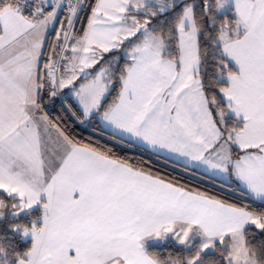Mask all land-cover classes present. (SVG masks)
Returning a JSON list of instances; mask_svg holds the SVG:
<instances>
[{"label":"snow or ice","instance_id":"1","mask_svg":"<svg viewBox=\"0 0 264 264\" xmlns=\"http://www.w3.org/2000/svg\"><path fill=\"white\" fill-rule=\"evenodd\" d=\"M92 121L246 199L78 138ZM248 201L264 203V0H0V264H264ZM169 240L176 256L147 247Z\"/></svg>","mask_w":264,"mask_h":264},{"label":"trees","instance_id":"2","mask_svg":"<svg viewBox=\"0 0 264 264\" xmlns=\"http://www.w3.org/2000/svg\"><path fill=\"white\" fill-rule=\"evenodd\" d=\"M94 3V0H87V5H91ZM91 15L90 8L85 6L84 9L79 14V22L78 27H83L86 25V18ZM53 42L50 39L45 47V55L47 56L49 52V45ZM68 99H70L68 97ZM46 110L50 113V115L55 118L56 116H64L67 115L66 110H61V100H57L53 104L46 105ZM69 121L71 117H68ZM73 127L74 131L78 138H83L85 142L91 141L94 144L99 143L101 146H108L114 149V154L127 157L133 163H140L141 160L149 161V165L154 171L160 172L166 175L170 179H174L180 182L183 185H186L191 188H196L201 191H207L211 195L220 196L230 200H238V199H246L239 197V193H233L226 188H221V181L216 180L213 182V178H209V176L194 170L193 172H184L181 167L173 166L172 162L165 163L164 159L157 160L154 156H151L149 153L143 151L139 147L135 146H121L119 144L114 143L110 139H108L107 133L104 132L103 128L99 127L97 121L88 122L85 125H76L74 122ZM93 127L98 128L96 131H93ZM256 208H264V203L248 201ZM261 240H264V237L259 235L252 238L253 244H258ZM181 246L175 244L172 241H166L161 245H152L149 246V251L157 252L161 259L166 258L169 254L176 256L180 252Z\"/></svg>","mask_w":264,"mask_h":264},{"label":"crops","instance_id":"3","mask_svg":"<svg viewBox=\"0 0 264 264\" xmlns=\"http://www.w3.org/2000/svg\"><path fill=\"white\" fill-rule=\"evenodd\" d=\"M59 15H60V19H63V13H61V14H59ZM56 27H58V25H54V26H52V27L49 29V33H48V35H47V40H46V43H45V47H46L48 41H49L50 39L52 40V38L54 37V31H55ZM197 171H199V172H201V173H203V174L209 176L208 174L204 173L202 170H197ZM217 180H218V179H217ZM169 241H171V240H169ZM164 242H166V241H164ZM164 242H153V241H149L148 244H147V247L152 246V245H161V244H163ZM172 242H174V241H172ZM174 243H175V242H174Z\"/></svg>","mask_w":264,"mask_h":264},{"label":"rangeland","instance_id":"4","mask_svg":"<svg viewBox=\"0 0 264 264\" xmlns=\"http://www.w3.org/2000/svg\"><path fill=\"white\" fill-rule=\"evenodd\" d=\"M70 98V97H69Z\"/></svg>","mask_w":264,"mask_h":264}]
</instances>
